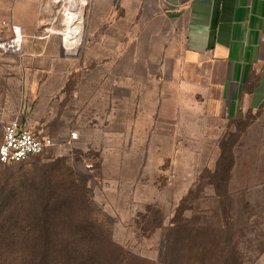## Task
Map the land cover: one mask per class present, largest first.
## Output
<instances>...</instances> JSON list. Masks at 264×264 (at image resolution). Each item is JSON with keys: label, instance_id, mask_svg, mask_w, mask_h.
I'll use <instances>...</instances> for the list:
<instances>
[{"label": "rangeland", "instance_id": "obj_1", "mask_svg": "<svg viewBox=\"0 0 264 264\" xmlns=\"http://www.w3.org/2000/svg\"><path fill=\"white\" fill-rule=\"evenodd\" d=\"M140 1L84 0L83 18L68 21L69 0H53L56 22L47 31L59 38L64 58L74 53L88 82L105 75L112 84L121 71V101L94 109L75 101L72 108L64 92L61 108L36 124L60 144L23 162L0 161V238L40 229L50 201L51 248L113 250L105 241L111 234L129 264H143L139 257L161 264L169 231L173 246L185 251L209 246L230 253L214 264H264V120L216 114L193 82L174 75L175 62H164L163 39L151 33L150 11H139ZM9 88L16 106L20 86ZM72 132L78 138L69 143ZM85 232L95 239L85 240Z\"/></svg>", "mask_w": 264, "mask_h": 264}, {"label": "crops", "instance_id": "obj_2", "mask_svg": "<svg viewBox=\"0 0 264 264\" xmlns=\"http://www.w3.org/2000/svg\"><path fill=\"white\" fill-rule=\"evenodd\" d=\"M52 2L0 0V42L14 36V28L23 34L21 53L0 50V121L8 123L12 114L19 119L26 113L19 119L22 126L37 134L43 129L36 124H44L48 112L61 108L64 92L74 102L66 105L72 108L75 101L88 109L107 100H114V105L121 101V94H116L122 89L121 71L114 72L115 83H108L105 75L88 82L87 71L74 66V53L64 58L59 38L47 31L56 22ZM139 7L143 14L150 11L148 28L163 39L164 62L173 60L174 75L193 82L216 114L239 120L253 113L264 120V0H153L150 5L141 0ZM105 38L100 36L98 43ZM63 62L72 67H60ZM12 82L21 91L16 106L10 102Z\"/></svg>", "mask_w": 264, "mask_h": 264}, {"label": "trees", "instance_id": "obj_3", "mask_svg": "<svg viewBox=\"0 0 264 264\" xmlns=\"http://www.w3.org/2000/svg\"><path fill=\"white\" fill-rule=\"evenodd\" d=\"M50 205L51 202H47L46 208L40 212L43 217L42 221H44L40 229L24 235L0 238V242L20 241L28 245L21 248H0V264H129V256L122 248L116 246L112 241L111 234L107 235L105 241L115 245L113 250L105 248H51L46 246L45 244L48 242H53L46 229V224L51 218V214L54 213L51 211L52 205ZM81 237L89 241L95 239L94 235L89 232L81 234ZM201 237L208 238L209 242L212 243L211 239L213 240V238L209 235ZM175 242V238L173 240L171 232L168 231L164 261L161 264H214L218 258L224 257V253L227 260L230 258V253L209 246L200 248L199 251H193L191 248L185 251L181 247L173 246ZM139 259L143 264H153L146 259L140 257Z\"/></svg>", "mask_w": 264, "mask_h": 264}, {"label": "built area", "instance_id": "obj_4", "mask_svg": "<svg viewBox=\"0 0 264 264\" xmlns=\"http://www.w3.org/2000/svg\"><path fill=\"white\" fill-rule=\"evenodd\" d=\"M14 36L0 42V50L4 54H19L22 49L23 34L14 28ZM78 138L77 132L69 135V143ZM60 141L52 136L37 134L22 126L19 119H13L5 124L3 139L0 143V161L4 164L17 163L40 155L53 148Z\"/></svg>", "mask_w": 264, "mask_h": 264}, {"label": "bare ground", "instance_id": "obj_5", "mask_svg": "<svg viewBox=\"0 0 264 264\" xmlns=\"http://www.w3.org/2000/svg\"><path fill=\"white\" fill-rule=\"evenodd\" d=\"M83 2L84 0H69V7L66 8V12H67V16H66V19H68L69 21V18L70 17H83V13H82V8H83ZM68 21L66 22V25H68ZM71 23V22H70ZM67 30L64 31V33L66 32ZM69 37V36H67Z\"/></svg>", "mask_w": 264, "mask_h": 264}]
</instances>
